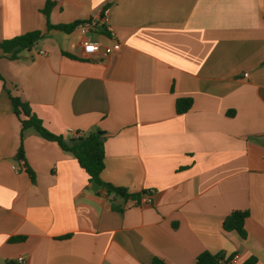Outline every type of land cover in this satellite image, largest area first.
<instances>
[{
	"label": "crops",
	"instance_id": "0c3cea01",
	"mask_svg": "<svg viewBox=\"0 0 264 264\" xmlns=\"http://www.w3.org/2000/svg\"><path fill=\"white\" fill-rule=\"evenodd\" d=\"M105 8L107 28H82ZM32 31L29 50L0 58V264H193L202 251L264 264V0H0V42ZM87 39L111 52L85 54ZM10 95L65 139L100 131L101 179L151 202L107 194L28 128L32 180ZM178 98L192 101L181 114ZM234 210L245 238L222 228Z\"/></svg>",
	"mask_w": 264,
	"mask_h": 264
},
{
	"label": "trees",
	"instance_id": "16d2710c",
	"mask_svg": "<svg viewBox=\"0 0 264 264\" xmlns=\"http://www.w3.org/2000/svg\"><path fill=\"white\" fill-rule=\"evenodd\" d=\"M46 5L43 13L47 16L49 4L47 3ZM77 23L76 21L71 24H48L47 27L70 31ZM100 28H105V26H101ZM42 36V32L32 31L2 40L0 42V58H16L22 51L29 50L36 41L42 38ZM10 99L12 110L19 118L21 126L20 144L17 148L16 160L19 162L21 169L24 170L32 180L34 179V172L26 161L22 146L23 131L28 128L33 129L44 139L56 142L62 150L69 152L75 158L78 166L86 172L89 180L102 186L107 194L113 193L115 196L122 198L124 202L127 199L140 202V198L144 193L130 194L125 188L115 186L101 179L100 173L104 167V141L100 133L92 131L86 134H77L65 139L62 135L54 134L47 130L25 101L14 95H10ZM191 104L192 101L190 98H178L175 101V110L178 114L184 113L190 108ZM112 205L113 208L117 210H121L124 207V205L117 206L114 203H112ZM247 216L248 212L245 210L231 211L224 217L221 224L222 228L226 231H236L241 238H245L246 231L244 228V220ZM231 259V257H226L223 252L211 253L209 251H202L196 256L193 264H231ZM254 262L255 258L251 257L244 264H253ZM152 264H162V262L154 258Z\"/></svg>",
	"mask_w": 264,
	"mask_h": 264
},
{
	"label": "built area",
	"instance_id": "2783aa9c",
	"mask_svg": "<svg viewBox=\"0 0 264 264\" xmlns=\"http://www.w3.org/2000/svg\"><path fill=\"white\" fill-rule=\"evenodd\" d=\"M108 16V9L105 8L102 10L101 16L97 19H90L82 23V28L84 30L97 29L100 26H106V19ZM82 49L85 54L100 53L102 56H107L111 52V47L102 46L97 39H87L82 42ZM152 195L151 192L145 193L140 198V203H150ZM236 256L232 257L231 263L234 261ZM14 264H26L24 256L18 255L15 258Z\"/></svg>",
	"mask_w": 264,
	"mask_h": 264
},
{
	"label": "water",
	"instance_id": "95a60500",
	"mask_svg": "<svg viewBox=\"0 0 264 264\" xmlns=\"http://www.w3.org/2000/svg\"><path fill=\"white\" fill-rule=\"evenodd\" d=\"M98 133H100V131H97Z\"/></svg>",
	"mask_w": 264,
	"mask_h": 264
}]
</instances>
